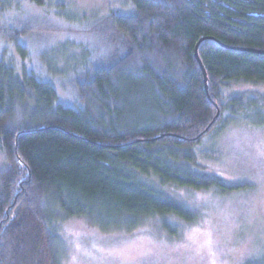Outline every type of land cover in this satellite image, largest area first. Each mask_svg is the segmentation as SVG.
Returning a JSON list of instances; mask_svg holds the SVG:
<instances>
[{"label": "trees", "instance_id": "16d2710c", "mask_svg": "<svg viewBox=\"0 0 264 264\" xmlns=\"http://www.w3.org/2000/svg\"><path fill=\"white\" fill-rule=\"evenodd\" d=\"M129 1L109 16L120 46L75 70L79 104L0 55V264H62L58 227L71 218L103 232L195 219L161 187L221 185L198 169V146L225 112L264 106L224 95L264 84V0Z\"/></svg>", "mask_w": 264, "mask_h": 264}, {"label": "rangeland", "instance_id": "374dc122", "mask_svg": "<svg viewBox=\"0 0 264 264\" xmlns=\"http://www.w3.org/2000/svg\"><path fill=\"white\" fill-rule=\"evenodd\" d=\"M5 0L0 4V55L18 72L51 81L64 104H79L73 77L84 61L121 44L110 15L129 0ZM123 42V41H122ZM225 101L264 96L263 83H231ZM197 149L200 170L221 185L161 188L195 213L151 217L133 230L103 232L83 219L60 223L62 264H264V106L230 118ZM8 160L0 148V170ZM161 219L169 223L164 227Z\"/></svg>", "mask_w": 264, "mask_h": 264}, {"label": "water", "instance_id": "95a60500", "mask_svg": "<svg viewBox=\"0 0 264 264\" xmlns=\"http://www.w3.org/2000/svg\"><path fill=\"white\" fill-rule=\"evenodd\" d=\"M199 43H200V41L196 44V47H195V56H196V58H197V60H198V62H199V64H200V66H201V68H202V71H203V74H204L205 88H206V90L208 91V76H207V72H206V70H205V68H204V65H203V63L201 62V59H200L199 54H198V46H199ZM259 52L264 53L263 50H262V51H259ZM216 106H218V105L216 104ZM218 115H219V110H218V112H217V116H218Z\"/></svg>", "mask_w": 264, "mask_h": 264}]
</instances>
